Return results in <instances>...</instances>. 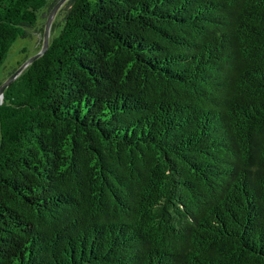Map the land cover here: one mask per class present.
<instances>
[{
    "label": "trees",
    "instance_id": "trees-1",
    "mask_svg": "<svg viewBox=\"0 0 264 264\" xmlns=\"http://www.w3.org/2000/svg\"><path fill=\"white\" fill-rule=\"evenodd\" d=\"M57 1L0 0V66ZM51 29L0 103V264H264V0H66Z\"/></svg>",
    "mask_w": 264,
    "mask_h": 264
},
{
    "label": "rangeland",
    "instance_id": "rangeland-1",
    "mask_svg": "<svg viewBox=\"0 0 264 264\" xmlns=\"http://www.w3.org/2000/svg\"><path fill=\"white\" fill-rule=\"evenodd\" d=\"M45 26L38 24L37 28L31 30V35L26 38H18L13 47L9 50L7 57L5 58L3 64L0 66V81L3 80L11 71L18 68L25 59L27 55L32 56L36 53L43 43ZM53 30L51 29L50 35ZM24 48H26L24 50Z\"/></svg>",
    "mask_w": 264,
    "mask_h": 264
},
{
    "label": "water",
    "instance_id": "water-1",
    "mask_svg": "<svg viewBox=\"0 0 264 264\" xmlns=\"http://www.w3.org/2000/svg\"><path fill=\"white\" fill-rule=\"evenodd\" d=\"M66 0H58L53 8L50 10L48 17L46 19L45 23V31H44V38H43V43L42 47L40 48L39 51H37L34 55L29 56L14 72H12L1 84H0V103L3 100V94L6 89V87L21 73V71L29 64L31 63L34 59L39 57L41 54H43L46 49L49 46L50 42V31H51V26L53 23V20L60 9V7L65 3Z\"/></svg>",
    "mask_w": 264,
    "mask_h": 264
}]
</instances>
